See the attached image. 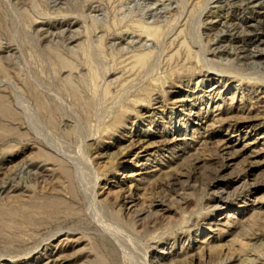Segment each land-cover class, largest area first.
Instances as JSON below:
<instances>
[{
  "label": "rangeland",
  "instance_id": "1",
  "mask_svg": "<svg viewBox=\"0 0 264 264\" xmlns=\"http://www.w3.org/2000/svg\"><path fill=\"white\" fill-rule=\"evenodd\" d=\"M260 1L0 0V264H264Z\"/></svg>",
  "mask_w": 264,
  "mask_h": 264
},
{
  "label": "bare ground",
  "instance_id": "2",
  "mask_svg": "<svg viewBox=\"0 0 264 264\" xmlns=\"http://www.w3.org/2000/svg\"><path fill=\"white\" fill-rule=\"evenodd\" d=\"M246 1H248L249 2V4L251 3V4H253V3H257V2H259L260 0H246ZM264 1V0H263ZM261 2V1H260ZM252 9V8H251ZM157 11V10H156ZM152 13V12H151ZM252 15V14H251ZM258 18V17H257ZM240 19V18H239ZM253 19H256V18H253ZM245 21V24L247 25V26H245L246 27V30L247 31H245V33H244V39H245V41H246V43H244V45H242L239 49H238V52H239V58H240V56H242V58L243 59H246V60H258L260 57H261V53L257 50H255L254 52H252V51H250V50H248V45L249 44H251L252 43V40H253V38H255V41L258 39V42L259 41H261V39H262V37L261 36H259V34H261V33H264V21H261V20H259V22L257 21L256 23V25H252V24H250L251 22H249L248 21V18L246 17V19L244 18V20H241V22H244ZM249 24V25H248ZM228 26V25H227ZM233 27V26H232ZM235 27V26H234ZM243 28V27H242ZM140 43V42H139ZM255 44H257V43H255ZM235 50V49H234ZM241 58V59H242ZM240 59V60H241ZM230 144V143H229ZM229 148H231V147H229V145L226 143L225 144V146H224V148H223V154L222 155H224V156H226V155H229L228 154V150H229ZM141 153H142V151H140ZM257 169V167L254 165V164H252V163H249L248 165H247V167H246V170H245V173L246 174H249L250 172H252V175H253V172H255V170ZM224 171V170H223ZM188 173V172H187ZM182 176V174L181 175H179L178 173L175 175V176H173V178H172V181H173V184L176 186L177 184H178V182H180L179 180H180V177ZM183 177V176H182ZM239 177H237V179H238ZM256 183L254 182V184L253 185H255ZM173 185V186H174ZM258 201V200H257ZM254 203H255V201H254ZM257 203H259V202H257ZM256 204V203H255ZM254 205V204H253ZM133 206H135V205H133ZM130 208V207H129ZM128 209V208H127ZM232 215H228L227 217H223L222 218V222H223V224L225 225V227L226 226H230V224L229 223H231L232 222ZM234 218V217H233ZM236 225V224H235ZM233 226V225H232ZM52 262V261H51Z\"/></svg>",
  "mask_w": 264,
  "mask_h": 264
}]
</instances>
